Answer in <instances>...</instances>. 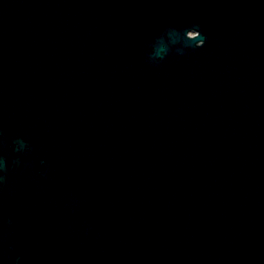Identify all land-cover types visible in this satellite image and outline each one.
I'll return each instance as SVG.
<instances>
[{"label": "water", "instance_id": "obj_1", "mask_svg": "<svg viewBox=\"0 0 264 264\" xmlns=\"http://www.w3.org/2000/svg\"><path fill=\"white\" fill-rule=\"evenodd\" d=\"M0 264H264V0H0Z\"/></svg>", "mask_w": 264, "mask_h": 264}]
</instances>
